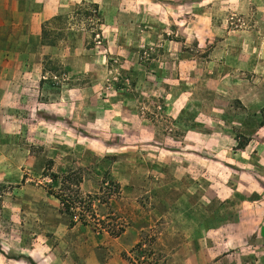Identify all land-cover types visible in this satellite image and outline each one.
<instances>
[{
  "label": "rangeland",
  "instance_id": "1",
  "mask_svg": "<svg viewBox=\"0 0 264 264\" xmlns=\"http://www.w3.org/2000/svg\"><path fill=\"white\" fill-rule=\"evenodd\" d=\"M0 185V264H264V0H0Z\"/></svg>",
  "mask_w": 264,
  "mask_h": 264
},
{
  "label": "trees",
  "instance_id": "2",
  "mask_svg": "<svg viewBox=\"0 0 264 264\" xmlns=\"http://www.w3.org/2000/svg\"><path fill=\"white\" fill-rule=\"evenodd\" d=\"M94 8H96V6H94ZM97 11V10H96ZM2 189H3V187L0 185V197L2 196ZM59 199H60V202H61V204L63 205V206H65L67 209H71V210H73V211H75L76 212V205H77V203L76 202H72V201H68V200H66V199H64L63 197H59ZM82 221H83V219H82ZM71 222H73V221H71Z\"/></svg>",
  "mask_w": 264,
  "mask_h": 264
}]
</instances>
